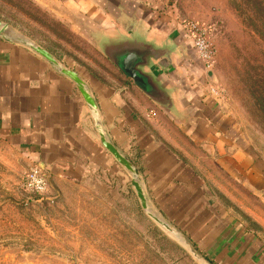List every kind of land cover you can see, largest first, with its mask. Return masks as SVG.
<instances>
[{
	"label": "crops",
	"instance_id": "1",
	"mask_svg": "<svg viewBox=\"0 0 264 264\" xmlns=\"http://www.w3.org/2000/svg\"><path fill=\"white\" fill-rule=\"evenodd\" d=\"M100 8L88 33L114 80L63 64L83 81L96 113L70 79L24 44L0 34V140L31 167L41 168L52 183L82 185L101 199H113L109 206L120 208L125 202L144 213L131 174L100 144V129L138 170L148 211L191 241L211 264H264V236L224 210L217 200L219 187L206 184L204 159L213 164L208 178L215 171L250 184L261 179L262 171L253 168L249 153L235 147L234 137L219 135L216 119L192 116L194 110L216 114L222 109L207 89L209 81L190 44L173 35L172 19L157 18L140 4L136 10ZM110 46L151 55L141 69L160 91L159 98L145 95L104 56L101 48ZM193 64L199 66L196 72Z\"/></svg>",
	"mask_w": 264,
	"mask_h": 264
},
{
	"label": "rangeland",
	"instance_id": "2",
	"mask_svg": "<svg viewBox=\"0 0 264 264\" xmlns=\"http://www.w3.org/2000/svg\"><path fill=\"white\" fill-rule=\"evenodd\" d=\"M138 4L157 18L172 19L173 35H181L178 27L185 21L212 29L216 56L207 89L220 92L224 112L194 110L192 116L216 119L219 135L234 137L235 147L249 153L262 173L251 180L261 189L222 172L208 178L213 164L204 159L206 184L219 187L224 210L264 236V113L251 95L254 82H264V0H0V21L7 28L2 35L44 48L62 66L114 80L88 31L101 5L136 10ZM30 169L0 140V264H198L180 240L125 202L109 206L113 199L48 178L44 193L30 191L24 184Z\"/></svg>",
	"mask_w": 264,
	"mask_h": 264
},
{
	"label": "water",
	"instance_id": "3",
	"mask_svg": "<svg viewBox=\"0 0 264 264\" xmlns=\"http://www.w3.org/2000/svg\"><path fill=\"white\" fill-rule=\"evenodd\" d=\"M6 26L0 21V34L5 32ZM3 36V35H2ZM4 37V36H3ZM8 39L7 37H5ZM10 40V39H8ZM11 41V40H10ZM22 44V43H21ZM27 48L33 51L35 54L42 57L51 67L55 68L61 75L70 79L77 87L79 93L81 94L84 102L89 107V109L96 113V105L89 95L85 84L80 79V77L72 70L67 69L62 66L48 51L36 46L34 44L23 42ZM104 56L132 83L141 90L145 95L151 99H156L161 96L160 91L153 83L152 79L142 71L141 68L147 65L148 63V53L140 50L139 48H124L117 49V46H110L101 48ZM207 78L213 82V75L211 71L206 73ZM99 141L102 147L114 158V160L121 165L127 172L132 176L131 186L135 191L136 197L139 201L141 209L155 224L163 228L171 236L177 238L181 241L184 246L185 251L198 263V264H211L201 253H199L195 247L182 236L176 229L169 226L167 223L162 221L157 216L153 215L148 211L146 198L143 194L141 185L138 182V170L124 157L122 156L117 149L107 141L102 131L99 129Z\"/></svg>",
	"mask_w": 264,
	"mask_h": 264
},
{
	"label": "built area",
	"instance_id": "4",
	"mask_svg": "<svg viewBox=\"0 0 264 264\" xmlns=\"http://www.w3.org/2000/svg\"><path fill=\"white\" fill-rule=\"evenodd\" d=\"M178 29L182 38L190 44L198 64L206 75L207 72L211 71L216 56V47L211 36L212 29L197 21L181 22ZM209 92L221 99L220 92L213 87H209ZM24 184L30 191L42 194L47 188V177L41 168L34 166L26 175Z\"/></svg>",
	"mask_w": 264,
	"mask_h": 264
},
{
	"label": "trees",
	"instance_id": "5",
	"mask_svg": "<svg viewBox=\"0 0 264 264\" xmlns=\"http://www.w3.org/2000/svg\"><path fill=\"white\" fill-rule=\"evenodd\" d=\"M251 87V95L259 110L264 113V82L258 84V82L255 81Z\"/></svg>",
	"mask_w": 264,
	"mask_h": 264
},
{
	"label": "bare ground",
	"instance_id": "6",
	"mask_svg": "<svg viewBox=\"0 0 264 264\" xmlns=\"http://www.w3.org/2000/svg\"><path fill=\"white\" fill-rule=\"evenodd\" d=\"M6 31H7V29L5 30V32H6ZM9 32H10V35L13 34L11 31H9ZM19 39H20V37H19Z\"/></svg>",
	"mask_w": 264,
	"mask_h": 264
}]
</instances>
